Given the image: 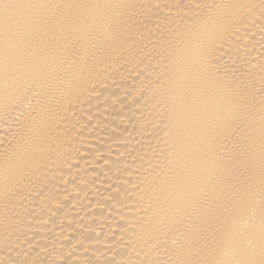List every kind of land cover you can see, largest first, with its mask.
Instances as JSON below:
<instances>
[{"label":"bare ground","instance_id":"bare-ground-1","mask_svg":"<svg viewBox=\"0 0 264 264\" xmlns=\"http://www.w3.org/2000/svg\"><path fill=\"white\" fill-rule=\"evenodd\" d=\"M0 264H264V0H0Z\"/></svg>","mask_w":264,"mask_h":264}]
</instances>
